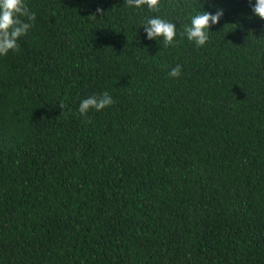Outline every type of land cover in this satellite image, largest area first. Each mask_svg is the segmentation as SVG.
<instances>
[{
	"label": "trees",
	"instance_id": "obj_1",
	"mask_svg": "<svg viewBox=\"0 0 264 264\" xmlns=\"http://www.w3.org/2000/svg\"><path fill=\"white\" fill-rule=\"evenodd\" d=\"M24 2L34 27L0 56V264H264L255 0ZM218 9L203 47L182 35Z\"/></svg>",
	"mask_w": 264,
	"mask_h": 264
},
{
	"label": "clouds",
	"instance_id": "obj_2",
	"mask_svg": "<svg viewBox=\"0 0 264 264\" xmlns=\"http://www.w3.org/2000/svg\"><path fill=\"white\" fill-rule=\"evenodd\" d=\"M129 7L141 8L147 6L149 11L159 12L161 0H124ZM251 3V0H249ZM97 13H102L100 8ZM252 12L261 20H264V0H255ZM223 10L218 9L215 14L202 11L191 18V26H185V32L189 41L195 42L197 47H203L209 39V28L219 22ZM24 17L26 19H21ZM36 14L32 12L24 0H0V56H6L11 50H20L17 40L27 35L29 30L34 27L33 22ZM146 38L148 40L163 38L166 46L173 45L176 37V25L161 18H150L143 25ZM170 77L179 78L181 66L177 65L168 73ZM114 104L112 96L104 92L101 96H90L83 99L79 104V113L87 120V113L90 109L101 111ZM61 109L64 108L60 104ZM90 122V121H89Z\"/></svg>",
	"mask_w": 264,
	"mask_h": 264
}]
</instances>
